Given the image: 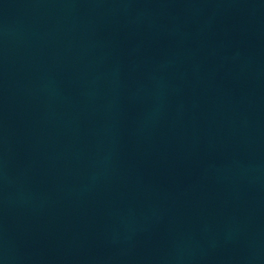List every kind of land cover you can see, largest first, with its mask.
Instances as JSON below:
<instances>
[{
  "label": "water",
  "instance_id": "95a60500",
  "mask_svg": "<svg viewBox=\"0 0 264 264\" xmlns=\"http://www.w3.org/2000/svg\"><path fill=\"white\" fill-rule=\"evenodd\" d=\"M0 264H264V0H0Z\"/></svg>",
  "mask_w": 264,
  "mask_h": 264
}]
</instances>
